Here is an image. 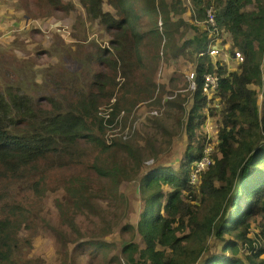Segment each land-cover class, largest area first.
Instances as JSON below:
<instances>
[{
    "label": "trees",
    "instance_id": "obj_1",
    "mask_svg": "<svg viewBox=\"0 0 264 264\" xmlns=\"http://www.w3.org/2000/svg\"><path fill=\"white\" fill-rule=\"evenodd\" d=\"M81 1L113 38L54 95L65 106L41 107L23 84L0 93V264H40L30 255L40 234L58 237L65 229L60 264H79L69 258V242L91 262L93 254L101 262L122 255L124 264H264V0ZM218 41L240 54L237 69L215 58ZM180 56L194 61L195 88L188 82L189 95L168 102L167 113L180 109L178 123H187L175 169L159 162L157 132L130 123L141 103H162L167 85L157 75ZM208 74L220 78L211 95L204 91ZM217 110V136H211L204 127ZM148 117L161 126L158 116ZM205 158L210 163L199 171L196 163ZM149 161L154 165L140 177L136 214L125 186ZM85 165L111 184L97 189L107 192L112 211L97 201L93 181L80 176ZM50 196L59 222L36 221ZM86 214L101 219L98 232L77 223ZM123 217L131 239L115 256L117 245L103 237Z\"/></svg>",
    "mask_w": 264,
    "mask_h": 264
},
{
    "label": "rangeland",
    "instance_id": "obj_2",
    "mask_svg": "<svg viewBox=\"0 0 264 264\" xmlns=\"http://www.w3.org/2000/svg\"><path fill=\"white\" fill-rule=\"evenodd\" d=\"M60 7L43 5L41 0H0V93L9 94L14 92L19 84H23L34 94L35 100L43 108H50L48 97L51 95L61 96L66 89L69 76H74L83 65H86L89 58L94 54L95 48L107 47L113 38L111 34L99 27L97 20L91 18L81 0H59ZM176 1V0H169ZM191 0H182L188 6ZM181 2V3H182ZM67 8V9H65ZM66 19H63L66 17ZM189 34L185 37H188ZM220 48V49H219ZM215 58L225 64L238 65V56L230 55L229 60L225 57L228 49L219 46V41L213 46ZM145 56V49H142ZM196 59V56H193ZM162 70L157 78L159 83L167 85V92L163 94L162 103H151L149 100L141 103L137 108L130 126L136 127L142 132L156 131L158 135L157 149H159V162L171 164L173 168H178L181 154L184 152L187 141L185 133L182 132L187 125L178 123L180 109L169 115L167 111H172L168 102L189 95L188 80L194 79V61L186 56L178 59H171L170 63L162 64ZM211 95V92L209 93ZM157 101V100H156ZM155 101V102H156ZM163 104V105H162ZM188 107L192 104L187 100ZM157 106L155 109L153 106ZM156 112L153 113V112ZM153 113L158 116L160 127H155L148 114ZM219 110L217 114L209 120L204 127L211 136H217V131L213 122L219 120ZM169 148L167 151H163ZM149 161L148 167L140 171L137 179L130 181V186H125L130 205L136 214L140 211L139 194L140 177L142 173L150 172L154 164ZM197 164V163H196ZM202 166V164H201ZM80 176H86L93 181L95 192L98 194L97 201L109 212L112 200L107 197L106 191H99L102 186L110 187L108 180L99 175L90 166L85 165L80 168ZM55 198L53 196L45 199L44 211H38L35 215L36 221L50 220L58 223L59 212L55 209ZM77 223L83 231L98 232L101 229V219L92 214L77 215ZM124 217L121 223L116 226L111 235L103 237L104 240L114 242L117 245L116 251L121 255L122 246L131 239V235L122 231ZM42 228V226H38ZM68 232V230L66 229ZM259 222L253 225V233H259ZM95 238V237H92ZM88 238L82 240V244L88 242ZM76 245L69 242V258L79 264H124L123 256L111 261L109 257L101 262L99 255L94 257L92 262L90 256L83 253V249L75 248ZM31 256H39L40 264H60L63 261V249L61 248L55 233L45 231L40 234L36 247H32ZM88 248V247H87ZM90 250V249H89Z\"/></svg>",
    "mask_w": 264,
    "mask_h": 264
},
{
    "label": "clouds",
    "instance_id": "obj_3",
    "mask_svg": "<svg viewBox=\"0 0 264 264\" xmlns=\"http://www.w3.org/2000/svg\"><path fill=\"white\" fill-rule=\"evenodd\" d=\"M219 46H222V44H220V42H219ZM220 49V48H219ZM232 56V55H231ZM238 57H240V56H238ZM220 60H221V58H219ZM230 64H232V63H230ZM238 64H239V62H238ZM238 66V65H237ZM237 66L235 67V66H230V69H232V70H234V69H237ZM209 76H215V77H217L218 78V83L220 82V78H219V76L218 75H216V74H208L207 75V77H209ZM207 77H206V79L204 80V91H205V84L207 83ZM193 78L194 79H189L188 80V82H189V84H190V86H191V88H195V73L193 74ZM218 88H219V84H218V86L215 88V89H212L211 91H209V92H207V91H205V93H207L208 95H210L209 93L211 92V94L213 93V92H215V91H217L218 90ZM48 100H49V102H50V104H58V105H63V106H65L64 104H65V100H58L54 95H51V96H49L48 97ZM163 105V104H162ZM153 106V105H152ZM155 109H158V107L157 106H153ZM153 113H155L156 114V112H153ZM153 113H150V114H153ZM157 115V114H156ZM210 147H213V145H211ZM66 234V231H62L61 232V234L58 236V237H61V236H64Z\"/></svg>",
    "mask_w": 264,
    "mask_h": 264
},
{
    "label": "built area",
    "instance_id": "obj_4",
    "mask_svg": "<svg viewBox=\"0 0 264 264\" xmlns=\"http://www.w3.org/2000/svg\"><path fill=\"white\" fill-rule=\"evenodd\" d=\"M209 21L212 24H215V21L213 19L211 11L209 12ZM218 78L215 76H209L207 77V83L205 84V91L209 92L212 89H215L218 86ZM153 112V111H152ZM211 149V148H210ZM210 163L208 158L203 159L201 162L197 163V167L199 171H202L206 168V166ZM202 164V166H201ZM193 179L196 181L197 180V175L195 174Z\"/></svg>",
    "mask_w": 264,
    "mask_h": 264
},
{
    "label": "crops",
    "instance_id": "obj_5",
    "mask_svg": "<svg viewBox=\"0 0 264 264\" xmlns=\"http://www.w3.org/2000/svg\"><path fill=\"white\" fill-rule=\"evenodd\" d=\"M230 55H231V54H230V50L228 49V53L225 54V57H227V60H229L228 57H230ZM235 55L239 56L240 54L236 53ZM62 231H63V230H62ZM64 231H66V229H65ZM66 233H67V231H66ZM64 236H65V235H64ZM64 236L57 237V239H58V241H59V244H60L61 248H62V244H64V246H65V243L62 242V239H63ZM62 249H63V248H62Z\"/></svg>",
    "mask_w": 264,
    "mask_h": 264
}]
</instances>
